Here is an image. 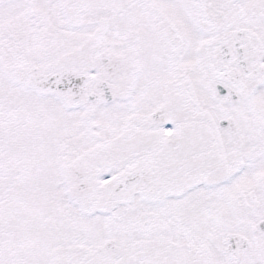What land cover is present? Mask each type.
Listing matches in <instances>:
<instances>
[{
	"label": "snow or ice",
	"instance_id": "1",
	"mask_svg": "<svg viewBox=\"0 0 264 264\" xmlns=\"http://www.w3.org/2000/svg\"><path fill=\"white\" fill-rule=\"evenodd\" d=\"M0 264H264V0H0Z\"/></svg>",
	"mask_w": 264,
	"mask_h": 264
}]
</instances>
